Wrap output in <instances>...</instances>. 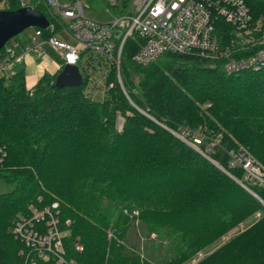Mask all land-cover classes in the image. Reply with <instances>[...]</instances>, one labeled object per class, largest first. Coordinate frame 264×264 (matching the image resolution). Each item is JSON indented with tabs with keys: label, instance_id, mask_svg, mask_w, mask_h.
<instances>
[{
	"label": "trees",
	"instance_id": "trees-1",
	"mask_svg": "<svg viewBox=\"0 0 264 264\" xmlns=\"http://www.w3.org/2000/svg\"><path fill=\"white\" fill-rule=\"evenodd\" d=\"M244 1L264 22V0ZM138 46L131 36L122 49L126 92L103 61L87 87L89 53L80 85L55 86L60 68L32 91L23 69L0 76V178L13 185L0 193V264H29L12 224L53 200L71 220L63 244L77 264H184L201 250L192 264H264V183L229 164L242 145L264 167V69L231 72L225 57L196 52L138 64ZM183 128L202 130L199 150L173 132Z\"/></svg>",
	"mask_w": 264,
	"mask_h": 264
},
{
	"label": "built area",
	"instance_id": "built-area-1",
	"mask_svg": "<svg viewBox=\"0 0 264 264\" xmlns=\"http://www.w3.org/2000/svg\"><path fill=\"white\" fill-rule=\"evenodd\" d=\"M94 1L104 2L118 13L104 20L92 18L85 13L91 5L84 0H0V9L30 6L40 9L48 20L46 26H31L32 34L24 36L28 43L13 37L0 47V76L6 75L9 63L27 53L42 56L49 50L62 59L60 68L65 63L78 64L84 75L89 53L93 62L115 65L118 81L126 92L120 62L124 43L131 36L139 41L132 55L138 64H147L163 53L196 52L210 59L225 57V68L231 72L264 69V22L253 20L244 0ZM224 25L225 41L221 38ZM89 78L95 79L91 74ZM173 132L196 148L203 136L200 129ZM229 154L231 166L240 165L246 178L264 183V171L252 155L242 149H231ZM6 155V145L0 140V167ZM58 206V201L32 205L28 214L15 218L11 231L27 249L19 250L25 255V262L53 260L56 264H77L65 255L63 241L71 220H61ZM73 245L78 251L83 249L79 235L73 238Z\"/></svg>",
	"mask_w": 264,
	"mask_h": 264
},
{
	"label": "rangeland",
	"instance_id": "rangeland-1",
	"mask_svg": "<svg viewBox=\"0 0 264 264\" xmlns=\"http://www.w3.org/2000/svg\"><path fill=\"white\" fill-rule=\"evenodd\" d=\"M60 1L64 2L66 0H60ZM84 1L88 2L91 5L90 8H85V13L87 15H89L90 17H92V18L104 20V19H108L109 17L114 16L116 13H118V10H114L112 7H110L109 5L105 4L104 2L96 3V1H94V0H84ZM106 8H107V10H106ZM32 32H33V28L31 26H27L25 29H23L21 32H19L15 36L23 38L24 42L28 43L29 40L26 37H24V36L30 35V34H32ZM49 52H50V54L47 53V54H45V56L46 55H50V56H52V55L55 56L56 55V53L54 51H52V50H49ZM45 56L44 55H42V56L38 55L35 52L27 53L26 55L20 57L19 59H16L15 61H13V62H11V63H9L7 65V67H6V75H9L12 72L18 70L19 66H21V67L23 66V69H24V72H25V76H27L26 77L27 89L28 90H33L35 85H36V82H37V79L35 78L34 73L37 71V68L39 67V65L43 62V59L45 58ZM102 68H103V63H101V62L99 63L97 60H95L94 64L92 66H90L88 72L92 75V77H94L95 79H98L99 76H100V71L102 70ZM92 83H93V80H89L88 84H87V87H90ZM123 120H124L123 116L120 115V119H119V121L117 123L119 128L122 127ZM197 149L199 150V148H197ZM232 149H234V150L242 149V150L247 151L246 148L244 146H242V145L235 146ZM247 152L250 155H252V153L250 151H247ZM252 157L255 159V157L253 155H252ZM230 160H231V155L229 154V164H230ZM257 162H258L259 166L264 171L263 165L258 160H257ZM12 187H13V185L10 182L0 178V193L8 191V190L12 189ZM54 201H58V200H53L52 202H54ZM245 225H246L245 223H242V224L238 225L239 227L236 226V227L232 228L225 235H223L220 238V240H218L217 242H220V241L226 239L228 236H230L233 233H235L237 228H243V226H245ZM212 246L213 245H211L210 248ZM202 254H203L202 250H201L200 253L197 251L196 254L193 257H191L189 260L184 262V264H192Z\"/></svg>",
	"mask_w": 264,
	"mask_h": 264
},
{
	"label": "water",
	"instance_id": "water-1",
	"mask_svg": "<svg viewBox=\"0 0 264 264\" xmlns=\"http://www.w3.org/2000/svg\"><path fill=\"white\" fill-rule=\"evenodd\" d=\"M47 23V18L43 12L37 8L22 6L17 8L0 9V47H2L9 38L17 35L27 26H46ZM82 80L83 74L79 65L74 63H65L57 72L54 85L57 87L65 85H80ZM251 192L253 193V191ZM261 201L264 203L262 199Z\"/></svg>",
	"mask_w": 264,
	"mask_h": 264
},
{
	"label": "crops",
	"instance_id": "crops-1",
	"mask_svg": "<svg viewBox=\"0 0 264 264\" xmlns=\"http://www.w3.org/2000/svg\"><path fill=\"white\" fill-rule=\"evenodd\" d=\"M49 54H50V52H49ZM61 63H62V59L57 54L55 56L46 55L45 58L43 59V62L37 68V71L34 73L35 78L38 79V77L45 71H49V72L53 73V72L59 70ZM18 69H23V66L22 67L19 66ZM30 91H32V90H30Z\"/></svg>",
	"mask_w": 264,
	"mask_h": 264
}]
</instances>
